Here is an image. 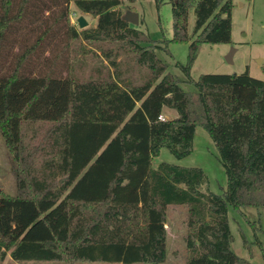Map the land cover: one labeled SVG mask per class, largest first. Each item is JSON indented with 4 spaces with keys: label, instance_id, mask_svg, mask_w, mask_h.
Instances as JSON below:
<instances>
[{
    "label": "trees",
    "instance_id": "trees-1",
    "mask_svg": "<svg viewBox=\"0 0 264 264\" xmlns=\"http://www.w3.org/2000/svg\"><path fill=\"white\" fill-rule=\"evenodd\" d=\"M39 1L0 0V137L16 181L15 194L0 191V263L160 264L166 209L176 205L186 208L185 264H251L230 248L227 208L264 209V81L247 72L189 75L201 45L231 44V0H169L170 41L189 44L176 66L194 92L166 72L161 46L123 20L121 0H65L6 65L9 36ZM69 2L95 26L71 25ZM62 18L65 42L38 72L27 69ZM163 108L176 117L160 120ZM197 126L219 154L222 194L201 191L200 168L152 167L161 148L189 155Z\"/></svg>",
    "mask_w": 264,
    "mask_h": 264
},
{
    "label": "rangeland",
    "instance_id": "rangeland-1",
    "mask_svg": "<svg viewBox=\"0 0 264 264\" xmlns=\"http://www.w3.org/2000/svg\"><path fill=\"white\" fill-rule=\"evenodd\" d=\"M231 44H203L199 47L197 57L192 63L189 75L197 80L203 74H242L247 72L252 78L264 81V0H231ZM66 6L65 0H42L35 6L30 5L25 18L18 25V29L9 36V43L4 47L5 63L9 64L12 55L20 51L26 44L32 42L46 25L58 17ZM68 21L77 30V19L83 17L86 27L92 28L96 19L88 14L80 13L69 2ZM122 15L132 11L138 15V24L132 25L143 32L151 44H158L155 55L166 66V72L176 76L180 87L186 92L196 91L193 83L187 82L181 69L176 63L185 65L189 51V44L171 42L172 11L169 0H136L128 2L121 0L116 8ZM195 23L194 9L188 12L187 33L192 35ZM34 28L33 30H31ZM82 28V29H84ZM67 25L62 18L48 37L49 44L45 54L40 51L27 64V69L36 73L42 69L43 57L55 54L66 40ZM47 40V41H48ZM146 44V43H143ZM233 49V50H232ZM231 53V63L225 57ZM89 61V60H88ZM90 62V61H89ZM93 63H95L93 61ZM97 63V62H96ZM105 63V62H104ZM91 64V63H90ZM58 71H65L60 65ZM63 75V72H62ZM163 108L162 116L172 119L175 112ZM167 163L179 167L200 168L206 178L201 187L202 192L222 194L227 186V178L219 160V154L207 132L201 127L195 128L191 153L183 158H175L166 148H161L157 156L152 159V167L160 163ZM13 195L16 191L14 165L6 152L0 137V191ZM166 259L160 264H185V221L186 208L168 205L166 209ZM228 225L232 235L231 250L240 258L251 264H264V209L254 207L227 208ZM0 264H119L108 262H72V261H22L14 262L9 256ZM146 264V263H134Z\"/></svg>",
    "mask_w": 264,
    "mask_h": 264
},
{
    "label": "water",
    "instance_id": "water-1",
    "mask_svg": "<svg viewBox=\"0 0 264 264\" xmlns=\"http://www.w3.org/2000/svg\"><path fill=\"white\" fill-rule=\"evenodd\" d=\"M122 18L123 20H125L126 22H128L129 24H132V25H137L139 20H138V15L132 11H127L125 12L124 15H122ZM77 24H78V27L80 29L86 27L87 25V22L84 20L83 17H79L77 19ZM233 50V49H232ZM226 61L231 63V53H229L226 57H225Z\"/></svg>",
    "mask_w": 264,
    "mask_h": 264
},
{
    "label": "built area",
    "instance_id": "built-area-1",
    "mask_svg": "<svg viewBox=\"0 0 264 264\" xmlns=\"http://www.w3.org/2000/svg\"><path fill=\"white\" fill-rule=\"evenodd\" d=\"M159 119H160V120H164V118H163V116H162V115H160V116H159Z\"/></svg>",
    "mask_w": 264,
    "mask_h": 264
},
{
    "label": "crops",
    "instance_id": "crops-1",
    "mask_svg": "<svg viewBox=\"0 0 264 264\" xmlns=\"http://www.w3.org/2000/svg\"><path fill=\"white\" fill-rule=\"evenodd\" d=\"M173 112H175V111H173ZM175 115L174 116H176V113H174Z\"/></svg>",
    "mask_w": 264,
    "mask_h": 264
}]
</instances>
